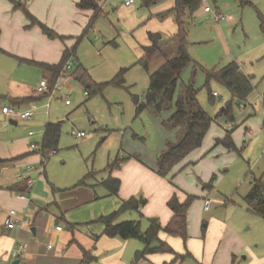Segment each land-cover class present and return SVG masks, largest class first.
Returning a JSON list of instances; mask_svg holds the SVG:
<instances>
[{"label":"rangeland","instance_id":"rangeland-1","mask_svg":"<svg viewBox=\"0 0 264 264\" xmlns=\"http://www.w3.org/2000/svg\"><path fill=\"white\" fill-rule=\"evenodd\" d=\"M106 1L103 15L92 27L88 28V25L73 35L77 39L84 35V38L77 47L74 61L69 63L73 68L69 73L73 74L75 67L81 64L93 81L105 84L123 72L124 86L108 85L102 93L86 96V90L72 79L69 85L55 90L51 96L36 101L38 110L27 122L19 121L13 126L9 119L0 121L2 143L26 137L30 132L35 134L32 142L39 144L38 158L28 164L33 168L30 172L34 186L40 172L44 171L40 148L47 123L62 122L59 150L49 156L45 165L47 179L62 186L79 183L85 178L89 184L100 181L109 176V164L129 156L127 153L134 149L132 145H142L153 151L158 144L159 126L155 124L158 120L147 111L136 116L133 97L140 101L144 99L150 86V74L177 56L178 48L174 42L165 43L162 47L164 56L145 69L138 62L143 55L142 47L148 44V33L152 32L149 28H159L162 31L154 33L161 32L166 37L171 36V29L160 26L161 22H147L156 6L148 9L143 7L141 0H136L130 7L124 5L126 0ZM205 2L201 3L195 19L188 26L189 54L200 68L194 73L192 65L187 67L181 81L184 84L194 82L202 108L215 120L198 152L202 151L201 157L205 156L204 161L208 162L197 170L182 162L174 168L168 180L172 182L179 176L184 185H196L199 193L184 189L189 195L198 197L194 203L196 207H203L204 198L212 201V210L203 212L205 222L199 229L202 230L212 216L223 220L227 229L247 245V251L234 254L237 256L233 258L234 264H251L252 252L264 255V220L251 213L245 202L254 179H262L264 183V133L261 130L264 120V0ZM206 6L212 12L205 13ZM143 16L146 17L141 19ZM218 16L222 18L218 20ZM157 23L158 26L154 27ZM232 62H236L252 79L255 89L247 101L233 99L230 92L215 81L206 85L202 69L219 70ZM214 93L218 95L215 99L212 98ZM67 101L71 106H67ZM229 104L233 121L220 116ZM232 124L236 126L232 137L240 153L228 152L222 146L213 149L214 141L231 131ZM79 132L86 136L77 138L74 134ZM193 157H187V160H199H192ZM206 174H209L208 178ZM198 178L202 181L198 182ZM146 228L142 227L143 230ZM221 237L216 246L221 244V239V247L225 239L227 241L224 234ZM180 241L184 251L172 247L174 251L181 255H185L186 250L191 252L189 241ZM205 247L206 240L201 239L195 246L200 252L195 251L196 255L191 252L194 258L182 264H215V254L208 256ZM172 260L166 262L170 264ZM136 264L155 263L142 260Z\"/></svg>","mask_w":264,"mask_h":264},{"label":"crops","instance_id":"crops-1","mask_svg":"<svg viewBox=\"0 0 264 264\" xmlns=\"http://www.w3.org/2000/svg\"><path fill=\"white\" fill-rule=\"evenodd\" d=\"M80 1L27 0L29 11L59 35L67 37L63 41L48 38L38 26L27 29L29 22L25 14L21 10H16L9 0H0V49L2 50L0 52V121L9 119L10 124L16 122L18 125V120L3 114V107L29 109L39 99L51 96L55 90H60L69 85L72 79L75 80L73 74L69 73L73 68L68 69L65 66L53 85V73L33 62L57 65L66 49L75 44L76 37L73 35L79 34L86 28L93 16L92 11L78 9L77 4ZM141 1L143 5V0ZM175 3V0H158L151 6H156L152 17L147 19L150 24L157 21L161 22L160 26L164 25L171 29V36L166 37L163 34L165 38L174 36L178 31L174 14L169 13L175 8ZM155 26H158V23ZM149 31L154 33L162 30L149 28ZM71 61H74V58L68 63ZM43 80L50 83L49 93L40 94L37 91ZM141 102H144L143 99ZM156 119L159 139L153 151L142 145H132L135 150L127 154L137 158L124 160L112 172L107 169L108 177L80 187H77L79 183L76 182L62 186L47 179L45 165L52 154L50 153L46 163L42 164L44 171L40 172L32 192L27 193L25 181L19 179L18 175L24 172L26 178L32 176L31 172L27 171V167L31 161L38 158L36 155L38 151L31 149L35 134L0 142V161H5L0 164V263L129 264L132 261L135 263V255L144 249V244L135 239L122 240L108 237L105 235V225L100 221L101 218L118 211L124 201L135 198L139 201V209L122 215L117 223L141 221V226L148 228V219L158 218L161 225L166 227L174 217L169 205L173 197L176 196L179 202L184 203L189 196L184 189L199 193L196 185L193 186V183L184 185L179 176L171 182L168 178L158 175V156L165 150L167 141H176V131L166 130L161 124L162 120ZM224 136L225 134L221 138ZM201 148L188 156L189 159L194 156L192 160L195 161L199 159L197 162L186 158L183 164H190L192 169L197 170L204 162H208L204 161L205 156L201 157L202 151L198 153ZM213 149H215V141ZM126 158V156L121 157V159ZM210 164L212 165L213 161ZM110 177L120 181L117 196H111L104 186L105 181ZM206 177L208 178L209 174H206ZM176 180L178 185L175 183ZM200 181L202 180L198 178V182ZM22 194L25 195V199L21 198ZM205 200L206 198L204 203ZM194 203L188 212L189 250L194 254L195 251L200 252L195 246L201 239L206 240L205 249L208 256L215 254V260L217 259L215 264H230L231 260L234 264L233 258H237L234 254L247 251L245 241L227 229L226 223L216 216L210 217L208 223L202 226L205 229L200 230L199 227L205 222L204 213H209L212 208L207 212L204 203L203 207L198 205L196 207ZM13 210L17 213L16 220L19 223L14 229L9 230L5 226V221ZM58 226L63 230L57 231ZM223 234L227 237V241L225 239L221 247V239V244L216 246V241L219 243L218 239ZM160 239L171 248L179 252L184 251L181 239L163 232L160 234ZM19 244L25 245L26 251L18 259H12L11 253ZM50 246L52 248H49ZM252 253L251 264H264V255ZM172 258L173 256L169 254H156L144 261L164 264ZM193 258L191 254L189 259Z\"/></svg>","mask_w":264,"mask_h":264},{"label":"trees","instance_id":"trees-1","mask_svg":"<svg viewBox=\"0 0 264 264\" xmlns=\"http://www.w3.org/2000/svg\"><path fill=\"white\" fill-rule=\"evenodd\" d=\"M9 1L16 10H21L25 14L29 22L27 29L38 26L50 39L63 41L67 39V37L59 35L55 30L39 21L29 11L27 0ZM157 2L158 0H143V5L149 8ZM175 2V8L169 13L174 14L178 28L177 33L170 38H165L160 32H149V45L142 47L143 55L138 64L148 70L154 61L164 56L162 47L167 42L176 44L178 54L174 58L168 59L160 68L150 74V86L147 95L144 97V102H141L138 97H133L136 105V116L147 111L152 116L162 120L163 128L176 131V141H167L165 150L158 156L157 173L163 178L170 177L175 167L186 160L191 153L202 147L215 121L202 108L198 100L199 90L195 88L194 82L184 84L181 81L182 73L187 67L192 65L194 73L200 68L189 54L188 26L195 19V14L200 9L202 2L201 0H175ZM77 7L83 11L93 12L88 28L92 27L95 20L104 13L98 4V0H81ZM83 38L84 35L78 39L76 38L75 44L71 48L66 49L59 64L49 65L35 62L33 64H38L44 70L53 73L52 83L54 85L67 63L76 57L77 47ZM0 52H2L1 49ZM202 71L206 75L207 86H209L210 82L215 81L224 86L235 100L247 101L255 89L251 77L246 75L236 62H232L219 70L202 69ZM73 76L83 86L88 96L91 93H102L108 85L121 88L124 86L123 72L118 74L112 82L99 84L93 81L84 66L78 64L75 67ZM212 98L215 99L214 94H212ZM262 101L264 104V94ZM220 116H226L228 119L234 120L230 104L220 112ZM235 130L236 128L226 132L223 138L216 139L215 148L222 146L228 152L240 153L232 137ZM261 130L264 133V120ZM61 131L62 123L46 124L40 151L43 158L46 159L50 153L58 152ZM131 158L137 157L129 156L126 159H116L109 166V172L118 168L124 160ZM1 163H5V161H0ZM86 185L87 180L85 178L79 182L77 187ZM104 186L108 189L111 196H117L120 189V181L110 177L105 181ZM196 200V196L189 195L187 200L181 203L174 196L169 203L174 212V217L166 227L161 225L158 218L148 219L149 227L145 231L142 229L141 221L117 223L122 215L139 209V201L135 198L124 201L118 211L101 218L100 221L105 225V235L108 237L122 240L135 239L144 244V249L135 255V264L142 260H147L149 256L156 254H169L173 256L170 264H182L185 260L191 258L190 252L186 250L185 255L175 252L166 242L160 239V234L163 232L187 243L189 240L188 212ZM245 202L251 213L264 220V183L262 179H254Z\"/></svg>","mask_w":264,"mask_h":264},{"label":"built area","instance_id":"built-area-1","mask_svg":"<svg viewBox=\"0 0 264 264\" xmlns=\"http://www.w3.org/2000/svg\"><path fill=\"white\" fill-rule=\"evenodd\" d=\"M135 2H136V0H126L125 1V5L126 6H132L133 4H135ZM201 2H203L204 4L206 3L205 0H201ZM98 4L103 9L105 7L106 1L98 0ZM204 12L205 13H210L212 11H211V9L209 7L206 6L204 8ZM221 18L222 17L218 16L217 19L219 20ZM65 68H68V69L71 68L70 64L67 63ZM37 91L40 94L49 93L50 92V83L47 80H43L40 83V86H39ZM86 96H88L87 93H86ZM214 96L218 97V95L216 93H214ZM143 101H144V99H143ZM66 104L70 105V102L67 101ZM19 110L20 109H18V108L6 106V107H3L2 112H3L4 115L8 116V118L15 119V120H18V121H26V120L32 119L35 116L38 108H37V106L35 104H32L31 107L27 111L21 112ZM230 129L231 130L234 129V125L233 124L230 126ZM29 135L33 136L34 133L30 132ZM74 135L77 138H84L86 136V134L83 133V132L75 133ZM41 148H40V151H41ZM31 149L33 151H38L39 145L32 144L31 145ZM45 163H46V159L42 157V164H45ZM32 169L33 168L27 167V171H31ZM18 178L19 179H23L25 181L26 192L27 193H31L33 188H34V181L31 178H26L24 176V172H20L19 175H18ZM21 198L25 199V195L22 194ZM211 207H212V201L209 200V199H206L205 203H204L205 211H207V212L210 211ZM16 216H17V213L14 210L9 213V216L7 217V219L5 221V226H6L7 229L12 230V229H14L17 226L19 221L16 220ZM26 223L29 224L28 222H26ZM56 230L60 232V231L63 230V228L58 226L56 228ZM49 248H52V246H50ZM25 251H26L25 245L19 244L18 247L11 253V258L12 259H18L19 257H21L25 253ZM0 264H6V263H0Z\"/></svg>","mask_w":264,"mask_h":264},{"label":"water","instance_id":"water-1","mask_svg":"<svg viewBox=\"0 0 264 264\" xmlns=\"http://www.w3.org/2000/svg\"><path fill=\"white\" fill-rule=\"evenodd\" d=\"M11 124H13V125H17V123H16V122H11Z\"/></svg>","mask_w":264,"mask_h":264}]
</instances>
